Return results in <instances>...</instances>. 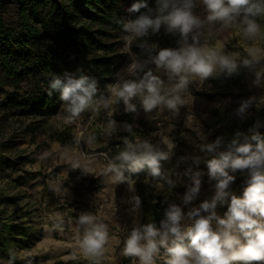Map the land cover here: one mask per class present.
Segmentation results:
<instances>
[{
  "label": "rangeland",
  "instance_id": "obj_1",
  "mask_svg": "<svg viewBox=\"0 0 264 264\" xmlns=\"http://www.w3.org/2000/svg\"><path fill=\"white\" fill-rule=\"evenodd\" d=\"M147 5L155 10L157 0H150ZM193 12L202 18L206 15L199 2ZM78 17L85 20L81 15ZM122 18L128 19V11ZM258 22L264 27V17L258 18ZM219 29L220 25H216L211 32L205 31L200 38L201 46L218 54L238 55L241 60L247 56L245 49L253 43L264 49V32L261 38L251 42L242 38L235 25L230 29ZM105 32L103 42L107 48L93 50L89 56L108 54L113 57L103 94L107 96V86L115 83V74L131 62L133 55L130 53L141 61L148 60L155 53L146 51L137 55L132 48L130 53L125 52V33L121 23L106 27ZM179 39V35L167 33L163 26L159 33H150L144 38L149 47L156 45L153 48L156 53L160 49L179 47ZM141 43L142 40H137L132 45ZM148 67L166 85L170 83L163 70L157 71L153 64ZM260 67L241 66L239 75H234L237 84L227 81L223 74L203 82H190L186 93L182 94L185 102L176 112L165 108L145 113L136 100V113L125 112L121 102L114 105L112 116L103 109L98 115L89 110L74 123L66 121L67 114L60 99L51 114H26V106L17 103L26 86L22 82L23 87L16 89L12 84H1L0 68V90L13 94L10 97L0 91V152L16 158L12 164L0 160V213L3 220L12 218L21 229L27 228L26 246L11 242L7 249L0 248V264H10V253L14 256L11 264H93L83 256L77 243L83 236V229L76 223L81 213H91L108 226L109 241L99 264H133L137 261V258L125 257L122 249L133 227L147 224L143 211L138 214L130 206L127 197L130 184L116 182V177L104 174L105 165L124 147L125 137L133 141L146 139L165 149L164 141L174 145L170 159L161 161V172L167 178L159 181L162 188H157V181L148 172L132 179L131 186L144 182L152 194L167 197L164 206L168 208L176 204L181 208L185 214L182 226L191 224L186 212L199 208L205 201L210 202L216 193V181L210 180L206 174V161L215 154L201 151L200 145L223 137L225 145L219 150H226L227 142L237 131L251 136L248 129L257 121L260 122L257 131L264 135V79L259 87L253 83L255 71ZM66 73L63 71L61 76ZM249 98H253L252 106L247 118L241 120L234 114L235 110L241 101ZM109 119H114L118 125V130L111 136L105 135ZM124 123L132 125L131 133L123 130ZM197 171L204 173L201 187L186 204L184 196L192 185V175ZM231 174L236 179L228 191L241 197L240 177L248 173L237 171ZM228 203L230 197L224 204L217 202V216H224ZM208 214L201 212L204 216ZM212 226L217 227L215 220ZM16 238L21 236L16 235ZM158 264H164L163 257L158 259Z\"/></svg>",
  "mask_w": 264,
  "mask_h": 264
},
{
  "label": "clouds",
  "instance_id": "obj_2",
  "mask_svg": "<svg viewBox=\"0 0 264 264\" xmlns=\"http://www.w3.org/2000/svg\"><path fill=\"white\" fill-rule=\"evenodd\" d=\"M197 2L203 5L206 12L203 18L193 12ZM141 8H148L146 0H137L127 11L137 13ZM260 17H264V0H157L155 10L148 8L147 12L135 18L120 21L125 33L124 50L130 53L133 42L142 40L143 43L138 46L151 51L156 45L149 47L144 38L150 33H159L162 26L167 33L179 35V47L160 49L156 55L144 61L130 53L133 55L131 62L115 74V83L107 86V96H98L96 79L83 74L76 77L66 73L63 78L54 75L49 82V89L59 91V99L67 114L65 119L68 123H74L89 110L98 115L103 109L112 116L114 105L121 102L125 112L136 113V100L145 113L165 108L176 112L185 102L182 94L186 93L190 82H203L221 74L227 77L239 75L241 66L254 69L261 65L255 71L253 81L259 87L264 79V49L253 43L245 49L247 56L241 60L238 55L208 51L201 46L200 38L216 25H220L219 30L230 29L235 25L244 40L255 42L264 32V27L258 22ZM149 64L155 65L157 71L163 70L170 83L166 85L148 67ZM48 94L51 95V91ZM252 103L253 98L241 101L234 114L241 120L246 119ZM259 127L260 122L257 121L248 129L251 136L237 131L227 142L226 150H219L225 145L223 137H217L212 143L201 144V151L215 154L206 161V174L210 180L216 181L213 199L187 213V218L192 221L187 226H182L185 214L176 204L169 205L165 210L159 227L152 222L134 226L124 240L122 254L137 258L138 264H156L161 258L162 249L164 264H262L264 135L257 131ZM117 130V122L109 119L105 135L111 136ZM123 130L131 133L132 125L124 123ZM123 144L124 148L119 154L105 165L104 174L116 177V182L128 180L131 186L132 181L125 176V172L139 173L147 169L148 174L157 181V188H162L159 181L167 178L161 172V161L170 159L174 145L164 141L165 149L146 139L136 138L133 141L127 137ZM237 171L248 173L247 186L241 197L228 191L236 179L231 173ZM203 174L197 171L192 175V185L184 196V203L187 204L198 194ZM168 183L172 182L169 180ZM229 197L227 211L221 218L215 211L217 202L224 204ZM135 199L139 205V198ZM201 212L209 214L204 216ZM213 220L217 223L215 229ZM76 223L83 229V236L77 241L79 249L86 259L99 264L109 241L107 224L99 222L91 213L79 214ZM10 257L11 264L14 256L10 253ZM137 261L133 264H137Z\"/></svg>",
  "mask_w": 264,
  "mask_h": 264
},
{
  "label": "trees",
  "instance_id": "obj_3",
  "mask_svg": "<svg viewBox=\"0 0 264 264\" xmlns=\"http://www.w3.org/2000/svg\"><path fill=\"white\" fill-rule=\"evenodd\" d=\"M135 2L137 0H0L1 84H12L16 89L22 88L23 84L26 86L20 101H13L25 105L26 114H51L58 105L60 93L50 90L49 82L54 75L63 78L61 74L65 70L76 77L83 74L96 79L97 95L104 94L113 57L108 54L89 56V53L107 48L103 42L107 35L106 27L119 25L122 16ZM144 9L137 13L128 12V18H135ZM78 15L85 20H79ZM131 48L137 55L149 51L138 45ZM151 53L157 54L153 48ZM224 77L237 84L234 76ZM0 160L3 163L16 162V158L1 152ZM146 172L147 169L139 173L125 172V176L136 179ZM247 179L248 174L240 177L243 190ZM136 194L146 223L152 222L158 227L167 209L164 206L167 197L152 194L144 182L137 184ZM16 235L21 238H16ZM26 235L27 228L21 229V225L13 222L12 218L3 220L0 213L2 250L7 249L11 242L25 247Z\"/></svg>",
  "mask_w": 264,
  "mask_h": 264
},
{
  "label": "built area",
  "instance_id": "obj_4",
  "mask_svg": "<svg viewBox=\"0 0 264 264\" xmlns=\"http://www.w3.org/2000/svg\"><path fill=\"white\" fill-rule=\"evenodd\" d=\"M128 19H129V18H128ZM130 180H131L132 182L134 181V180H132V179H130ZM124 182L129 184L128 180H125ZM127 197H128V201H129V203H130L131 208H132L134 211H136L138 214H140V213L142 212V209H141V207H140V204H139V205L136 204V199H135V198L137 197V194H136V187H135V185H132V186L129 187V191H128V193H127ZM189 212H190V211H187V212H186V215H187V213H189ZM161 257H163V249L161 250ZM156 264H158V260H157Z\"/></svg>",
  "mask_w": 264,
  "mask_h": 264
}]
</instances>
